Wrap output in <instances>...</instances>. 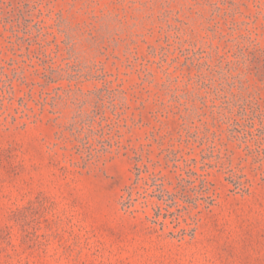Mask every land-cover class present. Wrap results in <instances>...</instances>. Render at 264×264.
<instances>
[{
	"label": "rangeland",
	"instance_id": "rangeland-1",
	"mask_svg": "<svg viewBox=\"0 0 264 264\" xmlns=\"http://www.w3.org/2000/svg\"><path fill=\"white\" fill-rule=\"evenodd\" d=\"M0 264H264V0H0Z\"/></svg>",
	"mask_w": 264,
	"mask_h": 264
}]
</instances>
